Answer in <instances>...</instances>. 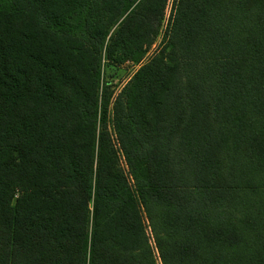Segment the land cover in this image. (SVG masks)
Returning <instances> with one entry per match:
<instances>
[{
    "label": "trees",
    "instance_id": "obj_1",
    "mask_svg": "<svg viewBox=\"0 0 264 264\" xmlns=\"http://www.w3.org/2000/svg\"><path fill=\"white\" fill-rule=\"evenodd\" d=\"M165 2L0 0V264H264V0H174L109 131Z\"/></svg>",
    "mask_w": 264,
    "mask_h": 264
},
{
    "label": "rangeland",
    "instance_id": "obj_2",
    "mask_svg": "<svg viewBox=\"0 0 264 264\" xmlns=\"http://www.w3.org/2000/svg\"><path fill=\"white\" fill-rule=\"evenodd\" d=\"M173 3L174 0H166L163 17L161 19L157 35L151 39V43L148 45H143L141 53H135L133 55H127L120 53V51L111 43L112 35L118 29L120 23L123 19L128 15V13L124 14L118 22L113 26L104 45L102 46L101 51V67L99 73V90L98 94L101 98L105 97L107 93V101H108V126L109 131L111 132V120L113 117V102L115 101L118 94L128 85L129 82L133 79L134 75L146 64L151 62V60L160 55L165 48V42L167 41L164 38V33L167 30L171 15L173 13ZM135 43V41H132ZM118 47V45H117ZM71 53V52H70ZM168 52L165 50V55ZM137 57L139 59L136 61ZM71 61V60H70ZM69 61V62H70ZM113 145L117 151H119V146L117 144V138L115 133H110ZM121 158V166L124 170H127L125 161L120 154Z\"/></svg>",
    "mask_w": 264,
    "mask_h": 264
}]
</instances>
